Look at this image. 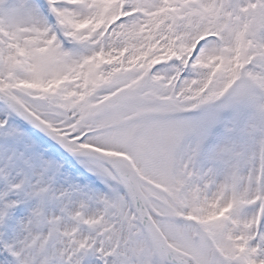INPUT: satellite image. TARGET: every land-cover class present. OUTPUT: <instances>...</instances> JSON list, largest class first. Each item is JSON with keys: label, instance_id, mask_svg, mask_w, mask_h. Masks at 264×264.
I'll return each instance as SVG.
<instances>
[{"label": "snow or ice", "instance_id": "snow-or-ice-1", "mask_svg": "<svg viewBox=\"0 0 264 264\" xmlns=\"http://www.w3.org/2000/svg\"><path fill=\"white\" fill-rule=\"evenodd\" d=\"M0 264H264V0H0Z\"/></svg>", "mask_w": 264, "mask_h": 264}]
</instances>
